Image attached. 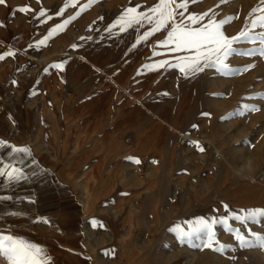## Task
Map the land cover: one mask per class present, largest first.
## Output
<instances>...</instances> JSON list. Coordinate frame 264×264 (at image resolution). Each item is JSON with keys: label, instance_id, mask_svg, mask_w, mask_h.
Listing matches in <instances>:
<instances>
[{"label": "rangeland", "instance_id": "rangeland-1", "mask_svg": "<svg viewBox=\"0 0 264 264\" xmlns=\"http://www.w3.org/2000/svg\"><path fill=\"white\" fill-rule=\"evenodd\" d=\"M156 3L0 4V139L27 144L32 154L60 166L59 190L75 197L85 223L78 253L69 252L65 264H264V248L252 235L264 236V216L243 219L264 209L261 45L241 40L225 61L228 68L185 76L174 66L176 57L193 53L160 46L168 29L142 41L150 25L118 23L127 8L148 12ZM23 6L32 10L19 11ZM261 7V0H202L190 4L186 15L215 8L217 19L238 17L225 26L231 37L251 28L252 19L264 15L252 10ZM261 33L264 28L253 30ZM253 49L255 55H245ZM163 61L170 63L158 67ZM4 155L0 150V171ZM31 180L0 176V192H30ZM28 212L26 205L0 203V233L44 249L36 237L40 225L22 221ZM201 217L217 221L213 231L226 246L222 251L204 246L205 233L183 235ZM237 230L250 246L236 240ZM0 264L9 262L0 256Z\"/></svg>", "mask_w": 264, "mask_h": 264}, {"label": "snow or ice", "instance_id": "snow-or-ice-1", "mask_svg": "<svg viewBox=\"0 0 264 264\" xmlns=\"http://www.w3.org/2000/svg\"><path fill=\"white\" fill-rule=\"evenodd\" d=\"M97 2V0H89V4ZM202 2V0H158L148 12H141L137 7H129L124 14L119 18L118 23L124 27H132L135 24L146 23L151 27L144 33L140 39L147 41L151 36L157 32L167 30L165 39L159 41L162 47H168L172 52H192L190 56H178V61L174 66L179 68V71L187 76L189 73H198L205 70V68L222 65L228 68L229 65L225 62L229 56L236 51L234 45L241 40L251 41L253 43L259 42V55L264 56V33L254 35L253 30L257 27L264 28V15L255 16L252 19L251 28L245 26L236 36H228L225 31V26L230 24L232 20L238 17H225L217 19L215 8L209 9L203 13H186L190 4ZM228 0H220L221 4L227 3ZM6 0H0V4H5ZM261 5H264V0H261ZM70 6H75V3L70 2ZM87 7V6H85ZM216 7H219L217 5ZM32 9L30 6H23L19 8L21 12H28ZM257 12H264V7L254 8L252 14ZM41 16L45 15L44 11L39 13ZM59 14H63L62 12ZM207 18V23H203ZM67 21L65 22V24ZM200 25L196 27V25ZM2 26V23H0ZM64 24L58 25L57 29H63ZM53 29V31H57ZM44 43V41H41ZM256 49L250 50L245 55L251 56L256 54ZM8 55H14L9 52ZM0 56V59H3ZM169 61H163L158 67H163L169 64ZM255 65H252L254 67ZM54 67L61 68L62 65L57 64ZM252 111H259L258 108L251 109ZM204 115H209L204 113ZM194 127H196L194 125ZM4 143V142H0ZM199 151L203 152L204 148L199 145L198 141L191 142ZM16 151H28V149H16ZM134 163L139 164V158L129 157ZM155 163V161H153ZM0 171V176H7L11 180H19L22 178V173L19 169L12 167L8 170ZM227 208V206H225ZM264 216V209H254L248 211L243 219H253L257 215ZM233 219H242L240 216L233 214ZM224 222H227L226 220ZM195 227L189 233L183 235H194L198 233H205L207 240L205 247L211 248L213 251H222L225 245H219L216 240V234L213 231V224L217 223L213 220L211 223L205 218L201 217L194 222ZM94 226L96 222L93 221ZM256 240L259 241V246L264 248V236L252 233ZM241 246H250V241L244 234L237 230L235 235ZM219 245V246H216ZM107 254V253H106ZM0 256H3L9 264H49L50 257L47 256L46 251L39 245L26 241L25 239L11 234L0 233Z\"/></svg>", "mask_w": 264, "mask_h": 264}, {"label": "crops", "instance_id": "crops-1", "mask_svg": "<svg viewBox=\"0 0 264 264\" xmlns=\"http://www.w3.org/2000/svg\"><path fill=\"white\" fill-rule=\"evenodd\" d=\"M0 142H4L0 143V150L5 153L1 170H5L6 166H9V171L12 167L19 169L22 178L14 181L22 182L25 178H32L29 182L32 191L0 192V203L8 205L10 209L17 204L26 205L29 212L22 221L40 225L37 227L39 236L36 237L50 257L49 262L65 264L69 252L73 256L78 253L76 244L79 242V235L83 232L85 223L80 207L74 202L75 197H68L59 190V184L64 182V179L60 178L62 173L60 166L51 165L41 153L33 151L32 154V148L27 144L14 143L5 136ZM16 149H28V151H16ZM46 189L50 190L45 192ZM64 245H70L71 248L65 252Z\"/></svg>", "mask_w": 264, "mask_h": 264}, {"label": "bare ground", "instance_id": "bare-ground-1", "mask_svg": "<svg viewBox=\"0 0 264 264\" xmlns=\"http://www.w3.org/2000/svg\"><path fill=\"white\" fill-rule=\"evenodd\" d=\"M146 79V78H145ZM130 94V93H129ZM135 98V97H134ZM140 98V97H139ZM226 106V105H225ZM10 108L12 109V110H15V108H16V105H11L10 106ZM222 136V135H221ZM235 136V135H234ZM225 137V136H224ZM230 137V136H229ZM228 137V138H229ZM215 138V137H214ZM227 138V137H226ZM233 139H235L234 137H233ZM224 140V139H223ZM236 140V139H235ZM232 141H234V140H232ZM225 143V142H224ZM254 157V156H253ZM85 190H86V188H85ZM85 233H86V236H87V239L89 240V241H91V239H92V229L89 227V225H87V222H86V225H85Z\"/></svg>", "mask_w": 264, "mask_h": 264}]
</instances>
